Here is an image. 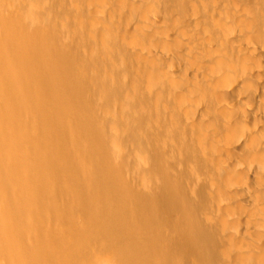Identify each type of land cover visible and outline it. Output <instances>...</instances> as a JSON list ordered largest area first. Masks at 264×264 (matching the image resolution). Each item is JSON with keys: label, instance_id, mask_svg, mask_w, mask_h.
<instances>
[{"label": "bare ground", "instance_id": "1", "mask_svg": "<svg viewBox=\"0 0 264 264\" xmlns=\"http://www.w3.org/2000/svg\"><path fill=\"white\" fill-rule=\"evenodd\" d=\"M89 258L264 264V0H0V264Z\"/></svg>", "mask_w": 264, "mask_h": 264}, {"label": "rangeland", "instance_id": "2", "mask_svg": "<svg viewBox=\"0 0 264 264\" xmlns=\"http://www.w3.org/2000/svg\"><path fill=\"white\" fill-rule=\"evenodd\" d=\"M7 104H8V102H7L6 104H3V105H2V110H6L5 107H6ZM128 150L131 151V147H130V146H128ZM77 162H78V163H77ZM77 162L75 163V165H76L75 167L77 168V171H78V169H79V170L82 169V173H81L80 171H78L80 174H83L84 172H86V171L88 170V167H89L90 165H87L85 162L83 163L81 159L77 160ZM36 163H37V162H36ZM40 163H41V162L37 163L38 166H40V165H39ZM60 163H62L63 165L61 166ZM60 163H59L60 167H59V165H58V167H59L58 170H62L61 173L66 172L67 170L65 171V169H67V162H64V163H63V162H60ZM85 164L88 166L87 168L85 167V166H86ZM165 164H166V163H165ZM4 166L7 168V165H3V168H4ZM175 166H176V165H175ZM163 167H164V166H163ZM6 168H5V169H6ZM153 168H154V167H153ZM164 168H165V167H164ZM164 168H163V169H164ZM178 168L181 169V167H179V166H178ZM178 168H177V169H178ZM39 169H41V167H40ZM90 169H91V167H90ZM90 169H89V171H90ZM156 169H157V168H156ZM124 178H125V177H124ZM132 178H133L134 180H136L137 183H138V180L136 179V177H132ZM133 179H132V180H133ZM132 180H131V181H132ZM134 180H133L132 182H134ZM61 182H62V183H61ZM65 182H66V184L63 185V183H65ZM67 182H68V181H66V179H65V180H64V178L61 179L60 184H62V185H60V186L62 187L63 190H64V188L67 187V184H68ZM137 183L135 182L134 184L137 185ZM65 185H66V186H65ZM63 186H64V187H63ZM66 189H68V187H67ZM66 189H65L64 191H66ZM85 189H86V188H85ZM67 194H68V193H67ZM67 194H66V192L64 193V195H67ZM64 195H63V199H64V201H61V200H63L62 197H61L60 202H59V204H60V205H59V206H60V209H61L62 207H66V208H68V209H67V210H68V214H69L70 216H72V214H73L74 211H75V209L73 208V206L76 207L75 204H76L77 202H75V201H78V198H77L78 196H77V194H76V195L73 194L72 196L70 195V196H71V199H70V198H69V197H70L69 194L67 195V197L64 196ZM74 196H75V197H74ZM75 198H76V199H75ZM68 199H70L71 201L68 200ZM72 199H74V200H72ZM46 200H47V201H45L46 203L49 201V204H51V203H50V202H51V200H50V196H49L48 198H46ZM67 200H68V201H67ZM73 201H74V202H73ZM63 202H64V204H63ZM67 202H69V203H67ZM72 203H74V204H72ZM67 206H68V207H67ZM69 206L71 207L70 209H69ZM72 208H73L74 211L72 210ZM62 209H63V208H62ZM96 209H97V207H96ZM96 209L94 210V211H95V214L98 213L97 215H99V212H98V211H100V209H98V211H97ZM49 212H50V211H49ZM49 212H48V213H49ZM96 212H97V213H96ZM45 214H47V213H45ZM48 215H49V214H48ZM73 215H74V214H73ZM97 215H96V216H97ZM48 217H49V218H48ZM46 218H47V221L45 220V222H44L45 224H44V226H43V227H44V228H43V229H44L43 231H44L45 233H47V235H46L45 233H44V234H45L46 237L48 238V234L51 235V234L53 233V231L55 232V229H56V227H57V224H59V222L56 220L55 217L47 216ZM77 220H78V221L82 220L81 222H83V221H84V222H85V221L87 222V219H84L83 217H77ZM56 222H58V223H56ZM87 224H88V222H87ZM55 225H56V227H55ZM59 225H60V224H59ZM51 228H52V231H51ZM57 228H58V227H57ZM49 229H50V230H49ZM53 229H54V230H53ZM51 236H52V235H51ZM46 237H45V238H46ZM82 242L84 243L83 239H82L81 237H79V238L77 237V244H78V245L83 244ZM101 242H102V241L100 240V243H98V242L96 241V239H95V240L93 239V240H91V242H89V243L86 244L87 251H88L89 253L91 252V255H92L94 258H95L94 255H95V254H98V252H99V249H98L99 247H97V246H99V244H101ZM93 248H94V249H93ZM93 250H94L95 252H94ZM96 251H97V253H96ZM92 253H94V255H93ZM92 256H91V257H92ZM90 259H91V260H90ZM95 259H96V258H95ZM95 259H93V258H89L85 263H79V264H95V262H94ZM60 261H61V260H60ZM97 262H98V261L96 260V263H97ZM77 264H78V262H77Z\"/></svg>", "mask_w": 264, "mask_h": 264}]
</instances>
